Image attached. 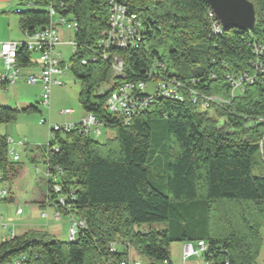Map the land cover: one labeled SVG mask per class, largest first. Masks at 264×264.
<instances>
[{
  "label": "trees",
  "instance_id": "1",
  "mask_svg": "<svg viewBox=\"0 0 264 264\" xmlns=\"http://www.w3.org/2000/svg\"><path fill=\"white\" fill-rule=\"evenodd\" d=\"M60 1L66 8L61 14L73 15L79 23L78 49L70 65L81 84V107L116 136L99 144L83 131L57 133L47 146L27 152L33 167L43 165L59 177L68 208L87 228L71 243L52 239L48 232L0 242V264H120L130 248L151 262L173 264L172 244L199 241L208 246L205 263L257 264L264 244V174L255 173L264 139V74L235 96L227 76L254 72L253 44L264 42V0H248L256 9L252 31L228 28L223 35L211 31L207 0H118L145 23L144 40L134 50L100 46L109 28V0H44L38 3L41 9L19 14L23 33L49 26L46 7ZM202 45L208 46L206 70L189 78L178 75L183 64L198 65L191 52ZM94 55L97 60H90ZM115 55L124 62L119 78H113ZM30 63V53L22 49L20 66ZM164 78L219 98L222 102L212 106L215 117L209 110L158 97L128 124L104 110L116 86ZM21 113L40 110L0 106V125L13 123ZM157 117L166 118L168 128L166 193L152 185L147 168L149 121ZM21 170L19 163L10 162L0 137L4 180L11 186ZM49 193L55 199L51 187ZM168 221L169 230L144 228Z\"/></svg>",
  "mask_w": 264,
  "mask_h": 264
},
{
  "label": "built area",
  "instance_id": "2",
  "mask_svg": "<svg viewBox=\"0 0 264 264\" xmlns=\"http://www.w3.org/2000/svg\"><path fill=\"white\" fill-rule=\"evenodd\" d=\"M44 0H22L21 4L17 6L16 14H21L27 11H35L41 9L38 3ZM65 3L60 1L58 5L50 3L46 7L48 12L50 24L49 26L30 34L28 31L24 32L25 41L23 42H1L0 43V60L3 66L0 69V92H8L10 86H16L20 81L26 82L28 85H41L42 93L40 95V104L47 108H51L52 92L55 87L62 88L66 85L65 78L68 72H71V65L64 60L63 52L59 49L64 45L61 38L60 27H66L67 30L74 32V40L68 42V45L73 48L72 56L76 53L78 45L75 36L79 31L78 20L73 15H63L60 11L65 10ZM208 18L211 21V31L215 35H223L225 29L220 24L216 14L210 9ZM108 25L106 32L102 33L100 46L105 50L116 47L122 50L138 49L145 35V23L135 13L131 12L128 7L118 0H109L108 3ZM25 49L31 55V63L28 68H23L19 64V52ZM253 53L255 54V62L253 64V73H244L238 76H227L232 88V96L240 92L246 84H254L260 79V73L264 74V42H255L253 44ZM37 54L38 59H33ZM106 60L107 57L103 56ZM92 61L97 60V56L91 57ZM113 78L122 76L124 62L119 55L112 58ZM87 60H83L82 64L86 65ZM149 84L140 83H123L115 87L111 95L104 105V110L112 115L123 119L126 124L130 123L135 117L146 111L158 98L166 101L186 104L198 108L201 111H208L216 103L222 102L217 97L200 94L196 90L186 88L182 83L175 79L164 78L155 83L152 93L147 92ZM71 110L63 112L64 115H71ZM41 125L48 126L50 133L49 140L54 139L57 133H72L74 130L83 131L91 136V131L95 135L102 134L101 129L105 128L104 122L100 121L95 115L87 113L82 116L79 124L54 125L51 124L50 119H42ZM0 137L5 138L8 148L10 162L19 163L20 157L17 153V148L28 147L27 141H15L12 136L5 135ZM264 142V139H263ZM260 145L263 149L264 143ZM46 168V167H45ZM37 176L41 173L39 167L34 166ZM61 174L62 171L59 170ZM52 179V180H51ZM40 180V179H38ZM45 191L42 197V203L47 209L53 208L54 220L59 222L62 214L71 215V229L69 233V243L78 239L79 234L87 228L86 221L79 218H73L71 208H68V203L65 197L61 195L62 188L59 184V177L51 175L46 169L43 178L40 180ZM52 183V184H50ZM51 187L55 199H51L49 188ZM13 194L8 180H4L2 173H0V201H13ZM24 214L22 206L17 207L16 215ZM41 217L48 220L49 215L44 211L41 212ZM3 221V218H2ZM2 232L6 234L1 235L0 242L13 239L16 234L13 229H8L6 225L1 228ZM207 244L205 241L197 243L186 242L182 244L183 263L185 264L192 258H204L207 251ZM129 249V256L124 258L120 264H141L133 256H131ZM114 251V246H112ZM12 264H21V261L16 260ZM208 264V263H205ZM225 264H231L226 262Z\"/></svg>",
  "mask_w": 264,
  "mask_h": 264
},
{
  "label": "rangeland",
  "instance_id": "3",
  "mask_svg": "<svg viewBox=\"0 0 264 264\" xmlns=\"http://www.w3.org/2000/svg\"><path fill=\"white\" fill-rule=\"evenodd\" d=\"M60 33L64 45L59 49L63 52L64 60L70 63L73 48L68 45V42L74 40V32L67 30L66 27H60ZM25 41V37L21 36ZM208 49L207 45L196 46L192 49L191 60L198 65L192 68L190 65L183 64L181 71L178 75L183 78H189L202 73L206 70L207 55L205 52ZM33 59H38L35 54ZM3 62L0 60V69ZM174 71V69H173ZM176 72V71H174ZM66 85L62 88L55 87L52 92L51 108L48 110L40 104V95L42 93L41 85L31 86L24 81H20L16 86H10L8 92H0V106L9 107L12 109H24L29 106H37L40 113H21L15 121L9 125H0V134L2 136L9 135L15 141H27L28 147L17 148V153L20 157L19 164L22 166L18 177L12 182L11 189L14 200L0 201V233L1 228L6 225L8 229H13L16 236H23L32 233L48 232L53 239L54 235L60 241H69V233L71 229V215L62 214L59 222L53 218V208L47 209L41 207V200L45 187L40 181L45 172V166L39 167L41 173L37 176L31 162L28 160L27 152L37 147L47 146L49 143L50 133L48 126L41 125L42 119H50L51 124L66 125V124H79L84 114L79 101V94L81 91V84L76 80L71 72H68L65 78ZM155 84H149L147 92L152 93ZM101 89L99 90V92ZM71 110V115H64L63 112ZM211 116L215 117L214 109H210ZM151 128V141H150V155H149V179L153 186L159 188L163 193H166L165 183L167 180V151L169 147L168 128L166 118H153L149 121ZM91 131V137L99 144H105L109 139L115 138V131L112 129L102 128L100 135H95ZM263 139L260 142L262 144ZM264 143V142H263ZM255 173L264 174V145L260 149V154L256 158ZM40 179V180H38ZM10 185V184H9ZM22 206L25 215L18 217L16 215L17 207ZM46 212L49 215L48 220L41 217V212ZM174 213H171V219L174 218ZM76 217L75 214L72 215ZM3 218V221H2ZM171 222L168 221L162 224L146 225L145 230L164 231L170 229ZM134 255V254H133ZM135 256V257H134ZM133 257L141 262V264H162L151 262L145 257L138 254ZM170 258L173 264H184L182 256V243H174L170 246ZM185 264H205L204 258H192ZM257 264H264V244L260 251Z\"/></svg>",
  "mask_w": 264,
  "mask_h": 264
},
{
  "label": "water",
  "instance_id": "4",
  "mask_svg": "<svg viewBox=\"0 0 264 264\" xmlns=\"http://www.w3.org/2000/svg\"><path fill=\"white\" fill-rule=\"evenodd\" d=\"M210 9L216 14L226 30L235 28L252 31L256 25V9L248 0H207Z\"/></svg>",
  "mask_w": 264,
  "mask_h": 264
},
{
  "label": "crops",
  "instance_id": "5",
  "mask_svg": "<svg viewBox=\"0 0 264 264\" xmlns=\"http://www.w3.org/2000/svg\"><path fill=\"white\" fill-rule=\"evenodd\" d=\"M21 1L22 0H0V43L13 41L23 42L21 36L24 37V33L20 28V16L15 12L17 6L21 4ZM84 115L85 113L83 114V116ZM40 166L41 165H38V167ZM24 215L25 211L24 214L21 216ZM130 254L131 256H134L137 253L135 250L132 249L130 251Z\"/></svg>",
  "mask_w": 264,
  "mask_h": 264
}]
</instances>
